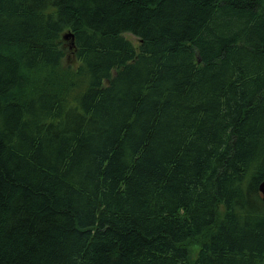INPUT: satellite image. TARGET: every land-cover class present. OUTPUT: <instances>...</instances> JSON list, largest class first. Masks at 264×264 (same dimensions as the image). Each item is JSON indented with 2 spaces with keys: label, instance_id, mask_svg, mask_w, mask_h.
Instances as JSON below:
<instances>
[{
  "label": "trees",
  "instance_id": "obj_1",
  "mask_svg": "<svg viewBox=\"0 0 264 264\" xmlns=\"http://www.w3.org/2000/svg\"><path fill=\"white\" fill-rule=\"evenodd\" d=\"M262 181L264 0H0V264H264Z\"/></svg>",
  "mask_w": 264,
  "mask_h": 264
},
{
  "label": "bare ground",
  "instance_id": "obj_2",
  "mask_svg": "<svg viewBox=\"0 0 264 264\" xmlns=\"http://www.w3.org/2000/svg\"><path fill=\"white\" fill-rule=\"evenodd\" d=\"M71 40V44H73V39H74V35H73V33L72 32H67V33H65L63 36H62V40L64 41V42H66V41H68V40ZM135 40V39H134ZM192 260H194V259H192Z\"/></svg>",
  "mask_w": 264,
  "mask_h": 264
},
{
  "label": "water",
  "instance_id": "obj_3",
  "mask_svg": "<svg viewBox=\"0 0 264 264\" xmlns=\"http://www.w3.org/2000/svg\"><path fill=\"white\" fill-rule=\"evenodd\" d=\"M259 193L261 194V200L264 203V181H262L258 186Z\"/></svg>",
  "mask_w": 264,
  "mask_h": 264
},
{
  "label": "rangeland",
  "instance_id": "obj_4",
  "mask_svg": "<svg viewBox=\"0 0 264 264\" xmlns=\"http://www.w3.org/2000/svg\"><path fill=\"white\" fill-rule=\"evenodd\" d=\"M128 36V38H130L131 39V41L133 42V43H135V40L132 38V37H130L129 35H127ZM194 253V252H193ZM191 254L190 256H191V259H194V257H195V254Z\"/></svg>",
  "mask_w": 264,
  "mask_h": 264
}]
</instances>
